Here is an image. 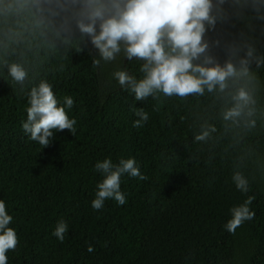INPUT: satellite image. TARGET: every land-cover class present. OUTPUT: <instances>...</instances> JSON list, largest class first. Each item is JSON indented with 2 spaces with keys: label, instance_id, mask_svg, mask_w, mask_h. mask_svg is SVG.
<instances>
[{
  "label": "trees",
  "instance_id": "trees-1",
  "mask_svg": "<svg viewBox=\"0 0 264 264\" xmlns=\"http://www.w3.org/2000/svg\"><path fill=\"white\" fill-rule=\"evenodd\" d=\"M214 14L208 55L223 66L239 48L236 63L250 45L264 60V0H225ZM67 15L59 0H0V201L17 237L7 264H264V63L253 60L249 75L229 80L222 93L157 92L137 101L114 73L140 80L144 61L121 51L105 62L89 37L64 27ZM11 64L28 73L23 84L8 75ZM41 81L76 121L74 133L53 130L44 148L22 128ZM240 88L255 100L254 114L225 121ZM141 109L149 119L134 127ZM204 126L215 131L197 141ZM106 159L113 170L134 159L146 179L121 175L126 203L109 198L94 210L106 176L95 165ZM237 173L246 191L236 187ZM249 197L254 217L230 233L232 209ZM60 222L63 242L52 234Z\"/></svg>",
  "mask_w": 264,
  "mask_h": 264
},
{
  "label": "clouds",
  "instance_id": "clouds-1",
  "mask_svg": "<svg viewBox=\"0 0 264 264\" xmlns=\"http://www.w3.org/2000/svg\"><path fill=\"white\" fill-rule=\"evenodd\" d=\"M225 0H59V7L68 15L64 27L71 29L74 25L83 39L90 38L91 44L98 50L100 59L112 61L123 51L128 60L133 58L144 61L140 71L144 74L140 80L129 76L124 71L114 73L119 85L127 86L137 101L144 100L160 92L167 97L177 96L185 99L189 96H203L208 93L224 92L228 82L234 78L249 75V63L253 60L259 66L264 60L254 57V49L245 45L246 58L233 62L234 53L239 48L230 49L229 59L223 66L208 55L209 44L204 36L207 30L214 28L219 16L220 6ZM218 43V42H217ZM82 51L81 48L78 52ZM99 64V60L94 61ZM237 65L239 67H237ZM12 81L23 84L28 73L19 64L7 66ZM30 107L27 108V122L22 124L30 139L38 142L42 148L47 147L53 136V130L75 132L76 121L69 119L64 107H59L51 85L41 81L29 93ZM233 104L222 112L225 121L237 122L245 117H252L254 109L250 107L255 100L240 88L232 97ZM67 108L73 106L70 97L64 101ZM140 117L134 127L142 126L149 117L142 109L137 110ZM248 127H254L255 121L248 119ZM215 128L204 126L197 141L206 140ZM97 171L106 174L98 185L92 208L100 210L106 199H114L118 205L126 203L120 192V177L146 179L141 175L134 159L121 160L119 166L110 160L98 162ZM236 187L247 190V181L240 174L234 176ZM232 209V219L226 224L230 233H235L245 220H251L254 213L247 205ZM12 217L6 213L5 204L0 201V264H7L6 253L17 245L16 233L7 225ZM67 224L60 222L52 233L63 242ZM91 252L93 249L88 248Z\"/></svg>",
  "mask_w": 264,
  "mask_h": 264
}]
</instances>
